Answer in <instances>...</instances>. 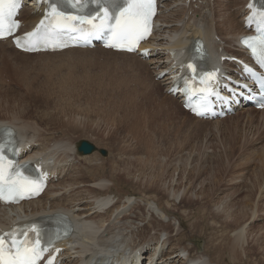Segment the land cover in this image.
Instances as JSON below:
<instances>
[{"label":"rangeland","instance_id":"obj_1","mask_svg":"<svg viewBox=\"0 0 264 264\" xmlns=\"http://www.w3.org/2000/svg\"><path fill=\"white\" fill-rule=\"evenodd\" d=\"M174 1L175 0H166V2H162V5ZM175 3H176L174 4L175 6L177 5L178 7L180 6L182 7L181 1L179 3L178 2ZM235 7L236 6L232 7V11L233 13L236 14V20L238 22L239 17H237V12H238L237 7L239 6H237L236 8ZM176 9L177 8H172L169 11H166V9L163 8L161 12L162 13L165 12L163 16L166 17ZM169 21L171 20L169 19ZM173 24H174L173 27L179 26L178 24H176L175 26V23H172V21L169 25H173ZM160 36L161 35L157 36V38ZM159 39H163V38L160 37ZM158 43H162V42L158 41ZM234 43L236 44V42ZM229 48L233 49L232 46H229ZM3 50L8 51V48L4 47ZM78 56L80 55H77V58ZM108 56L109 55L105 56L104 54H96L94 52H90V56H86L85 59L90 65V72H89L90 85L86 81H83L81 78H79V76L83 74L81 72H78L82 70L81 68H78V70H76V75H77L76 77L78 79L65 81L63 83L54 86L53 96L57 97V98L55 97L57 101H55L50 97L42 96V95L32 94L30 96H23L20 95L23 92L22 87L19 86V90H14L2 86L3 84H0L1 89H4V91L0 92V98L7 96L8 101H13V99L15 98L16 99L14 100L15 102L18 100L19 102H23V103L29 102L30 100H38L39 102H41L44 106L36 107L31 105L30 108L28 109L29 115L22 118L20 122L22 121L26 122L28 120V122H32L35 124L37 123V130H39L40 132H45L48 135L53 134L55 136H59L58 135L59 133L56 131L49 130L47 127H44L43 116L69 117V116H74L75 113H78L79 115H86L90 113L91 120L92 121L94 120L93 121L94 124L93 126H90V128L92 127L94 129V126L96 125L97 121L98 124L102 123L100 128L96 130L94 133L91 131H86L83 132V134L75 133L71 135L72 141L74 142L73 144H78L80 141H87L93 144L96 148L105 150L106 151L105 156H102L97 152L91 155L96 156L101 160L104 159L102 160V162L104 164L106 163L105 164L106 166L108 164L109 166L111 165L113 158L115 159L116 157L119 158L118 156L123 154L129 155L133 149L140 150V155L141 153L145 152L144 150L147 149L149 150V152L150 150H152L153 152L156 153V155H162V157L156 156V159L158 161L154 162L153 164L155 167H159L160 164H161L160 166L165 164L162 167L168 169L167 171L164 172V174L166 175H163L164 177L162 178V181L159 182V187L162 190H164L165 193H166L165 188L169 187L170 190L171 185L172 187H174L176 184L177 185L182 184L183 186L187 182H189L190 179L193 182V185L196 186L195 193H198L200 191V183H202L204 186L207 187L209 184L219 181L216 187V190H218L219 194L214 196V202L215 203L218 202L220 205L218 204L219 206L217 205L216 207L215 206L211 207L210 205L207 204L206 206L208 208L207 209L205 208V210H208L210 208L211 211L213 210L216 211V213L221 214V210L223 209L224 205H226L227 202L230 201L229 199L230 197L231 199L234 198L233 203L236 202L243 203V201L241 202L240 199L244 196L247 187H252L253 201L251 203V206H248L247 208L243 207V210L245 211L246 209V211L250 213V215L252 213V216H250L251 218H249V220H247L244 225L248 229L249 227L247 226L249 225L251 226L253 230L252 232L254 233L248 236V242L253 243L252 238L255 236L254 234L259 232L260 228L264 229V197H263L264 195L263 193L264 192V125H263L264 116L263 114L251 112L252 110H249L250 112H242L237 116H234L233 118L230 117L219 124H212L210 122L204 125H202L203 123L196 124L192 120L188 119L185 113L183 114L178 102H176L175 99L173 104H169V109L168 107L166 108V106H163L164 104L161 105V109H160L159 101H162V99L160 98V100H158L157 95L159 97L166 96V98H164L166 101L168 95L165 94V91L162 86L157 85L156 87H153L155 86L156 82L154 81V83L152 84V81H150L151 78L147 73L148 69L145 70L146 71L145 72L141 68L142 66L138 67L134 64L125 65L124 67V65L118 64V60L116 59L117 57L115 56L108 57ZM159 57L164 58L165 56L161 57L160 55L158 56V58ZM5 61L7 64L8 59L6 57H5ZM120 67L128 71V74L123 75V71L120 69ZM68 68H70V65ZM139 69L141 70L142 74H140ZM0 71H2L1 68ZM5 71L10 75L12 79L18 76V71L13 64H9V66L7 65ZM130 73L134 74L135 76L139 74L143 76V79L141 78L139 83L138 79H136V77L131 75ZM55 78H59V75L56 76ZM41 79L42 78H39V82ZM15 83L17 82L15 81ZM117 95L132 96V100H129L130 101L129 103L127 102L124 103L121 102L122 98H116ZM43 99H47L46 102H42ZM121 104L125 105L127 108H125ZM175 108H177L178 111H175ZM43 111L44 113H41ZM9 116H11L10 112H5L3 110H0V119H4V120L10 119ZM14 125L21 128V125H17V124ZM51 126L54 127L53 124H51ZM110 130L111 133L115 135V137H113L114 139L112 138L111 140L110 137H107ZM59 137L61 138V136ZM120 141L122 143H120ZM118 145L120 146V148ZM121 152L124 153L121 154ZM77 155L78 156L76 160L75 158L71 157L68 159L66 163L57 164L56 168L60 170V168L66 166L62 171H68L69 167H71V165L75 161V169L76 171H78L77 170L78 168L80 167L82 168L87 164L88 165L95 164V162L91 163L92 161H90L89 159V156L91 155L88 156H80L79 154ZM164 155L166 156V158L163 157ZM145 157L146 155L144 153L142 158L146 159ZM124 165L121 168L124 167L134 168V166L130 163ZM198 170H204V173L201 172L199 177H197L194 174ZM210 173H214L216 178L213 179L211 175H209ZM60 177L61 178L58 181L59 183L63 182L62 180L64 176L62 175ZM69 177L71 179V173L67 174L65 178L66 181L64 180L65 184L63 182L61 183V185L69 184L70 182ZM119 181L122 182L123 181L122 178ZM119 184L120 182L116 183L117 188L114 189H116L117 190L116 193H119L120 195H117L116 197H114V195L111 196L109 195L107 202L108 204L102 205L100 206V208H96L94 211H104L107 205L112 203L120 204L121 208L119 207V209L114 210L110 216L111 218L104 225L112 226V232L114 233L110 234L108 237H114L115 234V236L116 235L118 236V238L116 239L117 241L119 242L124 241L123 243L124 246L122 245L123 246L122 248H124L125 250L122 249L121 247L117 248L119 250H115L117 252L120 251L119 253L122 254L126 253V256L124 255V258L132 254L134 250L126 249L127 248L126 246L128 247L132 246L131 239H129L130 237L128 238L127 236L125 237L127 240L124 238H123L124 240H122L121 236L124 237L126 236L127 233H128L127 235H129L130 234L129 232L135 231L137 230V228L143 227V225H144L143 228L145 229L146 225H148L150 221L153 222V221L161 220V222L163 223H169L170 225H172V228L174 230H172L171 235L174 234V236H176L177 239L178 237L181 238L182 245H188L189 248L196 247L197 251L200 252H204V251L206 253L209 252L208 254L212 258L214 264H263L262 261L259 259L260 256L259 253L256 252L255 250L254 253L251 254V256L247 255V258L243 254V256H240L241 260L240 259L239 261L234 260L235 262L231 260V258L227 254V251L224 250L226 246L221 247V245L226 242L227 238L229 239L230 237L232 238V234L234 233L233 232L230 233V231L228 230L225 231L226 229L221 228L220 226L221 224L217 222L215 223L211 220V216L208 214V212L206 213L204 207L200 206V204L198 203L201 197L194 196V194H192V198L194 202L190 204L188 202L183 201V203L185 202V204H182V208H180L181 206L179 205V203L180 200L182 199V192H183V187H181L179 190V194L172 196V194L170 193L167 200L166 199L161 200V203L163 204L164 207L170 208L173 211H176V213L183 215V219H184L183 224L179 229L177 220H173L172 218L169 219V218L161 217L160 211H158L155 208L152 202H148L147 203L148 205L142 202L141 199L139 198L141 197V193H139L138 189L130 187L128 183L125 184L124 181L120 185ZM53 186H55V184H53ZM99 186L112 187L110 183L106 181H102L100 183L99 181L98 182L96 181L95 183L88 181L85 184L79 185L78 186L79 188H76L75 186L74 188L71 187V189L73 190L75 189L74 192H72L75 193L76 190L78 191L87 188H101ZM243 186L244 188L242 189L241 187ZM233 187L239 189L238 194L236 193L237 196L231 193L233 191ZM57 188L58 187H55V189ZM67 188H69V186H67ZM71 189L69 190L71 191ZM64 191L65 190L61 192H57L56 190L57 193L53 197L58 196L59 193H62ZM66 195H68V193L67 194L65 193V196ZM76 196H79V194H76ZM158 196L160 197V195ZM239 196L242 197L240 198ZM162 197L164 198L166 196L164 195ZM221 198L223 199L220 200ZM44 199L46 198L44 197ZM49 199L51 198H48L46 200V203H48ZM210 201H213V199H211ZM84 202L85 201H82L81 204L84 205ZM138 207L140 208V210L136 209ZM258 208L260 210L262 209L263 212H259ZM257 210L259 213L255 214ZM94 211H92L91 213H93ZM253 214H255L254 215L255 218ZM138 216H140V218H138ZM123 217H128V220L121 221ZM134 218H137L138 220L133 221ZM222 219H224L227 223H234V224L243 223L242 220L234 221L231 218L226 219L224 217ZM202 220L204 221L202 222ZM125 222H127L128 224L130 223V225H127V223ZM121 223L125 225L124 228L126 227V229L122 227L123 225H120ZM193 224H196L195 228H192ZM198 224L199 226H197ZM130 226L133 227L132 228L133 230L131 229ZM119 229L121 230L123 229L122 232H124V234ZM125 230L127 231V233ZM146 230H147L146 233H148V235L150 234V236L152 235L154 236V231L150 232V227H147ZM175 231L176 232L178 231L177 233L182 232V235L178 236L177 233H175ZM119 232L122 234L119 235L120 234ZM104 234L106 235V233ZM165 238H166L165 234L161 233L159 235V239L161 241H163ZM125 244H129V245H125ZM226 244L228 245L229 243L227 242ZM72 245L74 246V248H76L74 249L75 252L79 251L80 247L78 245L75 244ZM147 246H145L144 251H142V253H144L146 258H147L146 250L148 249L153 250L152 246H148V247ZM70 249L73 250L72 248ZM159 249L160 246L157 247V251ZM129 251L132 252L130 253ZM114 254L117 255V253ZM184 255H186V253L184 254L182 253L180 256L182 257ZM140 256H142V254H140ZM70 258L71 259L77 258V254H74L73 252ZM124 258L121 257L120 261H124L125 260ZM140 259L143 258H139L138 261H140ZM143 260L146 262V264H149L147 259L146 260L143 259ZM204 260L206 259L204 258ZM69 261L64 260L63 262L68 263Z\"/></svg>","mask_w":264,"mask_h":264},{"label":"bare ground","instance_id":"obj_2","mask_svg":"<svg viewBox=\"0 0 264 264\" xmlns=\"http://www.w3.org/2000/svg\"><path fill=\"white\" fill-rule=\"evenodd\" d=\"M180 1L184 4V6L177 7V9L174 10L172 13H170L168 16L166 17L160 16L157 20V22H159V25L168 26L171 23V21L172 23H175V26L176 24L179 25L177 27H173L174 26L173 24V25H169L170 26L169 28H164V29L160 28V30L161 29L163 30L161 32V36H164V38H166L163 44L158 43V40H157L158 39L157 36L160 35L158 33L160 31L158 28L157 34L159 35L155 34V36L152 39V42H153L152 44L153 45L156 44L158 48L165 46L164 48L170 51L185 50L187 49L188 44H191L196 38H200L206 42L211 56H214L217 51V45L216 43L213 42L212 36L217 35L218 33L221 36L220 39L224 40L227 45H232L235 42L236 38L240 34L244 33L241 27V19L238 23L236 20V14L233 13L232 11V7L233 6L237 7L238 5L240 6V9L237 12V15L240 16L242 9H243V5L247 0H216V2L214 0L212 5L210 3V0H197V2L200 1V4L190 3V7H186V3L184 0H175L174 2L163 4L162 6L164 9L167 10L169 9L171 5L175 4V2L179 3ZM194 7H196V9H193ZM204 10H207V13H204ZM189 12H190V15L188 16ZM21 16H22V19L27 24H29V26H31L37 18V15H34L33 8L31 6H29V8H25L22 11ZM169 19L171 21H169ZM4 46L8 47L10 51H8V53L0 52V60L5 61V57H6L8 59L7 64H13L14 67L17 69L18 76L16 78H13V80H15L19 84V86L22 87L23 89V92L19 91V92H22L20 95H23V96H30L32 94L42 95V96L50 97L54 99L55 101L57 100L55 99L56 96L55 97L53 96L54 86L57 84L63 83L65 81H69L72 79H78L76 77L77 76L76 70H78V68L82 69L78 72H81L83 74L79 76V78H81L83 81H86L90 85V73H89L90 65L88 64L87 60H85L86 56H90V52H94L96 54H104L105 56L109 55L108 57L115 56L117 57L116 59L118 60V64L124 65V67L125 65L134 64L138 67L144 66L146 67L144 69H148V70L152 69L153 71L155 69H159L161 65H163L164 63L163 61L165 59L164 57L165 55L163 53L157 52L155 53V57L154 58L152 57L151 60L147 62V61L137 59L135 55L111 52V51L102 50L100 48H94L93 50L68 49L60 53L27 55V54L15 51L8 44H0V49L3 50ZM77 55H80V56H78L77 58ZM160 55L161 57H164V58H160V57L158 58V56ZM0 62H3V61H0ZM69 65L71 69L68 68ZM159 71H157V73ZM0 74H2V71H0ZM58 75H59V78H55ZM39 78H42L40 82H39ZM144 79H145V76H144ZM151 81L153 84L154 83L153 76H152ZM155 84H158L159 86H163L165 90L168 88L166 84V79L156 82ZM2 91H4V89L0 88V92ZM118 95L116 96V98H122L121 102L129 103L130 102L129 100H132V96H122V95L118 96ZM160 98L162 99V101H159L160 104L158 103L160 105V109H161L162 104H164L163 106H166V108L168 107L169 109V104L174 103V98L170 96L167 97V101L164 99L166 97H161V96L159 97L157 95V99L160 100ZM14 100L16 99L14 98L13 101H8L7 96L0 98V110H3L5 112H10L12 116V117L9 116L10 119H5V120L0 119V124H7V125L12 124L18 132L19 138L22 141H24L26 144H32L29 147V153L36 154L37 156H46V159L49 156L56 157L57 159L53 163L54 167L52 171L57 170L60 176L63 175L64 171L62 170L66 166H63V168H60L59 170L58 168H56V165L60 163H66L68 159L71 157L75 158L76 160L78 156L76 152L77 144H73L74 142L72 141L71 135L75 133L83 134V132H86V131H91L94 133L96 130L100 128L102 124V123L98 124V121H97L96 125L94 126V129L92 127L90 128V126H93L94 124L93 122L94 120L92 121L90 118V113L86 115H79L78 113H75L74 116H69V117H66V116H57V117L47 116L45 117L43 116L44 127H47L49 130L58 132L59 133L58 135L61 136V138L53 134L48 135L45 132H40L39 130H37V123L35 124L32 122H28V120L26 122L24 121L20 122L22 118L29 115L28 109L30 108L31 105L36 106V107L44 106V105L38 100H30L29 102H26V103L19 102L18 100L15 102ZM46 100L47 99H43L42 102H46ZM122 106L127 108L125 105H122ZM251 112L264 114V111L252 110ZM41 113H44V111ZM185 114L188 117V119L192 120L196 124L209 123L207 121L195 119L194 117L190 116L188 113H185ZM227 119L216 120L210 123L219 124ZM14 124L21 125V128L15 126ZM51 124H53L54 127H52ZM107 137H110V140H111L113 137H115V135L112 134L110 130ZM120 143L122 142L120 141ZM127 148H130V147H127ZM144 151H145L144 153L146 155L145 157L146 159L142 158L144 153H141L140 155V150L133 149L129 155L128 154L126 155L123 154L120 156L117 155L119 158L117 157L116 159L113 158L110 166L109 164L106 166L105 165L106 163L104 164L102 162V160L104 159L101 160L100 158L91 155L89 156V159L90 161H92L91 163L95 162V164L89 163L91 165H88L86 163L87 165L83 166L84 168L83 167L78 168L77 169L78 171H76L75 169V161H74L71 167H69V170L66 171L68 172V174L71 173V179L69 177L70 179L69 184L66 183L67 185H64L66 181V179H64L65 181L62 180L64 184L61 185V183L63 182L59 183L58 182L60 180L59 179L57 181V184H55V186H53V184L50 185L47 191L39 199L28 202L27 204H24L22 208H11L10 210L0 209V224H7L9 220H11L14 216H18L22 218L23 216L32 217L38 214L55 212V211L65 212L71 217L75 225V228L77 230V233L74 236H72L70 240L69 247L72 248L73 246L72 244L78 245L80 247L79 251L74 252L80 257V259L79 260L76 259V261L73 260L72 262L69 261L68 263L62 262V264H83L84 258H86L87 261L89 262L95 256H96L95 259L99 262L107 261L110 258L112 259L115 257L114 253H117L118 255V253L120 252V251L117 252L115 250H119L117 249L118 247L122 248L124 246L123 244L124 241L119 242L116 240L118 238L117 235L115 236L114 234V237H108L110 234L114 232H112V226L104 225L111 218L110 216L113 213V211L119 209L120 204L112 203L113 205L105 209L104 211H94L96 208H100V206L108 204L107 202H108L109 195L110 196L114 195V197H116L117 195H120L119 193H116L117 190L114 189V188H117L116 183L118 182H120L121 184L124 181V183L125 184L128 183L130 187L138 189L139 193H141V197L139 198L141 199L142 202H144L146 205H148L147 204L148 202H152L155 208L158 211H160L161 217L169 218V219L172 218L173 220H177L179 229L181 228L183 224V220H184L183 215L176 213V211H173L170 208L164 207L163 204L161 203L162 199L167 200L170 193L172 194V196H175L179 194L180 188L183 187L182 199L180 200V203H179V205L181 206L180 208H182V204H185V202H188L190 204L194 202L192 198V194H194V196L201 197L198 203L200 204V206L204 207V210L205 208L206 209L208 208L206 206L207 204L210 205L211 207L213 206L216 207L219 204L217 201H216L217 203L214 202V196L219 194L218 190H216V187L219 181L209 184L207 187L204 186L202 183H200V191L198 193H195L196 186L193 185V182L190 179L189 182H187L183 186L182 184H178V185L176 184L174 187H172L171 185L170 190H169V187L165 188L166 190V193H165V191L159 187V182L162 181V178L164 177L163 175H166L164 174V172L167 171L168 169H166L165 167H162L165 164H163L162 166H160L161 164L160 165L158 164L159 167H155L153 164L154 162L158 161L156 159V156L162 157V155H156L155 152H153L152 150H150L149 152L148 149ZM122 153L124 152H121V154ZM130 157H132L133 159ZM163 157L166 158L165 155ZM129 163L132 164L134 168H128V167L121 168L124 164L127 165ZM156 166H157V163H156ZM201 172L204 173V170H198L194 174L197 177H199ZM209 175H211L213 179L216 178L214 173H210ZM60 176L59 178H61ZM121 178L123 180L122 182L119 181ZM88 181L92 183H95L96 181L97 182L99 181V183L102 181H106V182H109L112 187L99 186L101 188H87V189H82L78 191L76 190L75 193H72L74 192L75 189L73 190L71 189V187L74 188L76 186V188H79L78 187L79 185L85 184ZM67 186H69V188H67ZM55 187H58L57 191H61L65 189L68 190V195L65 196V194H63L60 197L53 198V200L47 206L46 200L45 202H42V197H44L46 194L48 195L50 191ZM60 187L63 189H61ZM241 188L243 189L244 186ZM69 189H71V191ZM238 192H239V189L233 187V191L231 193H233V195H236V193L238 194ZM76 194H79V196H76ZM158 195H160V197ZM164 195L166 197L163 198L162 196ZM211 199H213V201H210ZM222 199L223 198H221L220 200ZM229 199L230 201H228L227 204L224 205L223 209L221 210V214L216 213V211H213V210L211 211L210 208L208 210H205L206 213L208 212V214L211 216V220L213 222L215 223L217 222L221 224L220 225L221 228L226 229L225 231L228 230L230 231V233L231 232L234 233L232 234V238L231 237L230 239L227 238L226 242L223 243L221 247L226 246L224 250L227 251L228 256L233 261L234 260L239 261L240 256H243V254L247 258V255L251 256V254L254 253V250H255L256 252L259 253L260 255L259 259L264 264V229L260 228L259 232L254 234L255 236L252 238V241H253L252 243V242H248V236L252 235L254 232H252L253 230L250 225L247 226L249 227V229L246 228L244 225L246 221L249 220V218H251L250 216H252V213L250 215V213H248L246 209L245 211L243 210V207L247 208L248 206H251V203L253 201L252 187H247L244 193V196L240 199V201L241 202L243 201V203L236 202V200H235L236 203H233L234 198L231 199L230 197ZM82 201H85L84 205L81 204ZM183 201L185 202L183 203ZM136 209L140 210L139 207ZM92 211L94 212L91 213ZM259 212H263V210L259 209ZM259 212L257 210L255 214H258ZM22 213L24 214L23 216L21 215ZM255 214H253V216ZM140 216H138V218H140ZM223 217L226 219L231 218L234 221L242 220L243 223L241 224L227 223L224 219H222ZM124 220H128V217H123L121 219V221H124ZM136 220L138 219L137 218L133 219V221H136ZM203 221L204 220H202V222ZM123 224L121 223L120 225H123ZM127 225H130V223L129 224L127 223ZM195 225L196 224H193L192 228H195ZM124 226L125 225H123L122 227L124 228ZM197 226H199V224ZM143 227L137 228V230L129 232L130 233L129 235H127L128 234L127 233L128 229H127V231L125 230L127 233L126 236L124 237L121 236L122 240L126 239L125 237L127 236L128 238L130 237L129 239H131L132 246L130 247L126 246L127 250L132 249L134 250L133 252L131 251L132 253H137V250L140 249L139 250L140 252H138L134 256L137 264H143L142 261L141 262L138 261L139 258H143L145 260L147 259L149 264H154V262L155 264H178V263L179 264H214L212 261V258L208 254L209 252L208 253H206L205 251L200 252V251H197L196 247L189 248L188 245H182L181 238L178 237L177 239V237L174 236V234L171 235V232L174 229L172 228V225H170L169 223H163L161 222V220L153 221V222L150 221L149 224L146 225V228L150 227V232L154 231V236L153 235L150 236V234L148 235V233H146L147 231L146 228L144 229ZM132 228L133 227H131V229ZM124 229H126V227ZM177 232L175 231V233ZM104 233H106L107 236ZM122 233L124 234V232ZM122 233H120L119 235H121ZM161 233L165 234L166 236V238L163 241L159 239V235ZM177 235L178 236L182 235V232L177 233ZM227 242L229 243L228 245L226 244ZM129 244H125V245H129ZM250 244H252L253 246ZM147 245L152 246L153 250L152 249L146 250V253H147V258H146L144 253H142V256H140V254L142 251H144V248ZM158 246H160V249L157 251ZM72 249L74 250L76 248H74L73 246ZM67 252L64 253V255H67ZM182 253L183 254L186 253V256L184 255L181 257L180 255ZM86 254H89L91 257L88 258ZM120 255H121L120 258L116 259V261L119 264L130 263V261L127 259L128 257L124 258V255L126 256V253L125 254L120 253ZM99 256H104V257H99ZM121 257H123L125 260L120 261ZM204 258L206 260H204ZM187 259H189L190 262H188ZM117 262L116 264H118Z\"/></svg>","mask_w":264,"mask_h":264},{"label":"snow or ice","instance_id":"obj_3","mask_svg":"<svg viewBox=\"0 0 264 264\" xmlns=\"http://www.w3.org/2000/svg\"><path fill=\"white\" fill-rule=\"evenodd\" d=\"M4 0H0V4H3ZM19 0H10L9 7L10 8H16L18 6ZM93 2L97 3L98 9L95 12V14H91L87 17L81 16L79 17V20L81 23H92V20L99 17L101 20V23L99 25H93V29L96 31H102L104 28L109 27V24L107 23L109 20L113 19V16L110 15V10L115 9L119 7L116 3L115 0H112V3H107V0H93ZM127 4V0H125ZM52 8V12L54 14H57L61 17H63V13L59 11V9L62 7V0H55L54 3L50 5ZM145 9L150 10L151 9V4L148 5H143V4H127L126 8H122L120 10L119 15L121 17H124L125 12H128L129 16L128 18L124 20H117V24L121 26V30L118 33V35L121 38H126L128 35H130L135 29H137L140 24L141 18L144 19L145 25H146V17H147V11ZM103 11V16H100V12ZM11 15V13H9ZM2 17H3V12L2 9H0V36H2ZM73 19H76V17H73ZM18 22L13 23L10 25L8 31L11 32V30L15 27H18ZM131 50V48H129ZM189 68H192V65H188ZM195 71V69H194ZM33 231H35V228L33 227ZM23 234V233H22ZM10 235V234H9ZM4 243V238L0 237V246H2ZM13 243H15L13 241ZM37 243H39V233H37ZM43 249H41L42 251ZM3 249L0 247V253H2ZM2 264H8L7 261H3ZM17 264H31V261L28 260L27 258L19 260Z\"/></svg>","mask_w":264,"mask_h":264},{"label":"water","instance_id":"obj_4","mask_svg":"<svg viewBox=\"0 0 264 264\" xmlns=\"http://www.w3.org/2000/svg\"><path fill=\"white\" fill-rule=\"evenodd\" d=\"M77 151L81 154V155H89L91 154L93 151H95V147L91 144H89L86 141H82L79 143L78 147H77ZM99 153L102 156L106 155V152L104 150H99Z\"/></svg>","mask_w":264,"mask_h":264}]
</instances>
